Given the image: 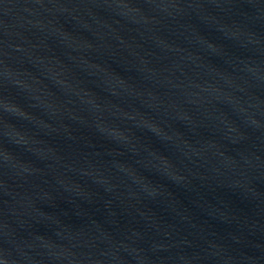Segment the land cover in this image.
<instances>
[{
	"label": "water",
	"instance_id": "95a60500",
	"mask_svg": "<svg viewBox=\"0 0 264 264\" xmlns=\"http://www.w3.org/2000/svg\"><path fill=\"white\" fill-rule=\"evenodd\" d=\"M0 264H264V0H0Z\"/></svg>",
	"mask_w": 264,
	"mask_h": 264
}]
</instances>
